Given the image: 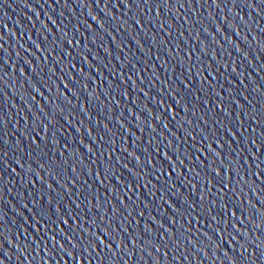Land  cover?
I'll return each instance as SVG.
<instances>
[{"label": "water", "instance_id": "95a60500", "mask_svg": "<svg viewBox=\"0 0 264 264\" xmlns=\"http://www.w3.org/2000/svg\"><path fill=\"white\" fill-rule=\"evenodd\" d=\"M0 264H264V0H0Z\"/></svg>", "mask_w": 264, "mask_h": 264}]
</instances>
